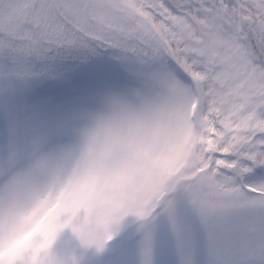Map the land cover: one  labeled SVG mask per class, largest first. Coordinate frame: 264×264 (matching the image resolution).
Here are the masks:
<instances>
[{"label": "snow or ice", "instance_id": "1", "mask_svg": "<svg viewBox=\"0 0 264 264\" xmlns=\"http://www.w3.org/2000/svg\"><path fill=\"white\" fill-rule=\"evenodd\" d=\"M264 264V0H0V264Z\"/></svg>", "mask_w": 264, "mask_h": 264}, {"label": "rangeland", "instance_id": "2", "mask_svg": "<svg viewBox=\"0 0 264 264\" xmlns=\"http://www.w3.org/2000/svg\"><path fill=\"white\" fill-rule=\"evenodd\" d=\"M54 251L61 256H72L75 252V256L80 260L83 258L82 264H110L111 248L106 249L104 252L97 255L96 259H88L87 254L89 252H96L94 247L85 248L79 241L78 236L73 233L71 227L64 229L57 237L55 244L53 245ZM77 253V254H76ZM104 253V254H103Z\"/></svg>", "mask_w": 264, "mask_h": 264}, {"label": "trees", "instance_id": "3", "mask_svg": "<svg viewBox=\"0 0 264 264\" xmlns=\"http://www.w3.org/2000/svg\"><path fill=\"white\" fill-rule=\"evenodd\" d=\"M76 252V251H75ZM75 252H74V254H75ZM77 254V253H76ZM80 264H82L83 263V258H81L80 260Z\"/></svg>", "mask_w": 264, "mask_h": 264}]
</instances>
